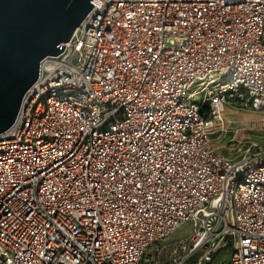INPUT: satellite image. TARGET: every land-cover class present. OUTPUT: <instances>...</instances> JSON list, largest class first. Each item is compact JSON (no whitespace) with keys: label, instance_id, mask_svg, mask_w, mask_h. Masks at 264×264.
Here are the masks:
<instances>
[{"label":"built area","instance_id":"1","mask_svg":"<svg viewBox=\"0 0 264 264\" xmlns=\"http://www.w3.org/2000/svg\"><path fill=\"white\" fill-rule=\"evenodd\" d=\"M91 2L0 133V264H264V143L211 144L264 112V0Z\"/></svg>","mask_w":264,"mask_h":264},{"label":"water","instance_id":"2","mask_svg":"<svg viewBox=\"0 0 264 264\" xmlns=\"http://www.w3.org/2000/svg\"><path fill=\"white\" fill-rule=\"evenodd\" d=\"M91 0H0V133L14 121L39 62L58 55Z\"/></svg>","mask_w":264,"mask_h":264},{"label":"rangeland","instance_id":"3","mask_svg":"<svg viewBox=\"0 0 264 264\" xmlns=\"http://www.w3.org/2000/svg\"><path fill=\"white\" fill-rule=\"evenodd\" d=\"M224 112L226 119L224 128L214 129L211 134V144L217 152L236 156L248 148L251 142L264 143V112H253L239 100L227 104ZM187 231L188 225L183 224L175 231L172 238L183 237ZM156 259L153 248L149 249V262L145 264H167L164 256H160L157 263H155Z\"/></svg>","mask_w":264,"mask_h":264},{"label":"crops","instance_id":"4","mask_svg":"<svg viewBox=\"0 0 264 264\" xmlns=\"http://www.w3.org/2000/svg\"><path fill=\"white\" fill-rule=\"evenodd\" d=\"M229 109V108H228Z\"/></svg>","mask_w":264,"mask_h":264}]
</instances>
